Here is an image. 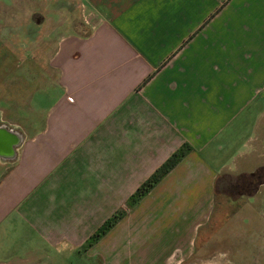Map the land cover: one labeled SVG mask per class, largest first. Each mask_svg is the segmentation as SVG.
Wrapping results in <instances>:
<instances>
[{
	"label": "crops",
	"instance_id": "0c3cea01",
	"mask_svg": "<svg viewBox=\"0 0 264 264\" xmlns=\"http://www.w3.org/2000/svg\"><path fill=\"white\" fill-rule=\"evenodd\" d=\"M84 7L95 21L60 38L54 92L36 102L42 127L20 132L0 167V264H186L222 206L240 202L264 231V0ZM184 144L191 152L128 208Z\"/></svg>",
	"mask_w": 264,
	"mask_h": 264
},
{
	"label": "rangeland",
	"instance_id": "374dc122",
	"mask_svg": "<svg viewBox=\"0 0 264 264\" xmlns=\"http://www.w3.org/2000/svg\"><path fill=\"white\" fill-rule=\"evenodd\" d=\"M84 3L0 0V119L24 134L43 125L35 107L54 92L57 76L49 65L60 38L85 32L86 19L95 21ZM222 207L220 221L208 229L213 238L204 240L195 261L216 256L220 264H264V241H260L264 231H259L258 215L242 202Z\"/></svg>",
	"mask_w": 264,
	"mask_h": 264
},
{
	"label": "trees",
	"instance_id": "16d2710c",
	"mask_svg": "<svg viewBox=\"0 0 264 264\" xmlns=\"http://www.w3.org/2000/svg\"><path fill=\"white\" fill-rule=\"evenodd\" d=\"M192 148L190 145L184 144L176 153H174L161 167H159L154 174L142 184L135 194L128 200L127 206L131 208L140 202L146 195H148L176 166L186 157ZM227 176L223 175L220 181ZM236 181L237 186L243 187L245 185V175L232 177ZM125 215V211H120L109 219L88 241L86 249L94 246L99 242Z\"/></svg>",
	"mask_w": 264,
	"mask_h": 264
},
{
	"label": "flooded vegetation",
	"instance_id": "af4514ba",
	"mask_svg": "<svg viewBox=\"0 0 264 264\" xmlns=\"http://www.w3.org/2000/svg\"><path fill=\"white\" fill-rule=\"evenodd\" d=\"M20 135L22 134L16 127L11 126L8 123L4 122L2 119H0V167L1 165H4L6 162L15 161L18 154V149L22 144V143L19 144L18 142V136ZM6 153H9V155L11 156L10 161H6L5 159L2 158L3 155ZM192 259H194V257H192ZM192 259L190 260V262L186 264H217L218 263V259L216 256H209L206 260H201V261L198 260L199 263H197L195 259L194 260Z\"/></svg>",
	"mask_w": 264,
	"mask_h": 264
},
{
	"label": "water",
	"instance_id": "95a60500",
	"mask_svg": "<svg viewBox=\"0 0 264 264\" xmlns=\"http://www.w3.org/2000/svg\"><path fill=\"white\" fill-rule=\"evenodd\" d=\"M23 140H24V136L23 135L18 136L19 144H21L23 142ZM2 158L5 159L6 161H10L11 160V156L9 155V153L4 154Z\"/></svg>",
	"mask_w": 264,
	"mask_h": 264
}]
</instances>
